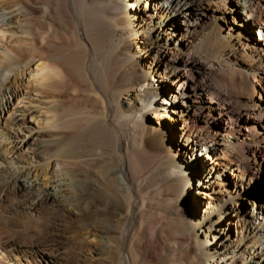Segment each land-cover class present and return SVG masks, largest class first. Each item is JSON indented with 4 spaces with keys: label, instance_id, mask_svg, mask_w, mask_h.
Masks as SVG:
<instances>
[{
    "label": "bare ground",
    "instance_id": "6f19581e",
    "mask_svg": "<svg viewBox=\"0 0 264 264\" xmlns=\"http://www.w3.org/2000/svg\"><path fill=\"white\" fill-rule=\"evenodd\" d=\"M139 1L0 0V264H264V0Z\"/></svg>",
    "mask_w": 264,
    "mask_h": 264
},
{
    "label": "rangeland",
    "instance_id": "374dc122",
    "mask_svg": "<svg viewBox=\"0 0 264 264\" xmlns=\"http://www.w3.org/2000/svg\"><path fill=\"white\" fill-rule=\"evenodd\" d=\"M135 4V3H133ZM133 4L132 3H129V8L132 10L133 8ZM135 8H139V10H144L146 8V1L145 0H140L136 7ZM149 11H152L149 9ZM133 12H137V11H133ZM244 18V17H243ZM180 27V26H179ZM178 27V25L174 26L173 29H171V34H170V37L172 38V36L174 34H172V32H178L180 31V28ZM146 35H148V33H150V31L148 29H146ZM160 34V33H159ZM162 33H161V38L164 40L165 38L162 37ZM142 37V36H141ZM132 40V38H131ZM174 41L175 43H177V41L179 42V39L178 37L174 38ZM247 42V45L249 46H252L254 44H256V40L253 38V36L251 35L250 38L248 39ZM254 42V43H253ZM36 97V95H35ZM172 101V102H171ZM155 104L156 105H162L165 107V114H164V120H167L169 121L170 117L171 118H177L179 119V116L176 115L175 113V107L176 105H174V102L173 100L171 99L170 95H166V96H159L156 100H155ZM30 106L29 105H24L23 102H15V104H13V106H11L9 110H12L11 112L15 113L17 111H19V109H22V108H27ZM8 117V116H7ZM29 125L30 126H33V128H38L39 127V123H37L34 119H31L29 118ZM147 121L149 123H152V122H157L156 119H154L152 117V114L151 115H148V118H147ZM177 124H181L180 121L179 123ZM246 133H248V131H245ZM20 135L23 137V138H26L27 136L29 137L28 133L27 132H22L20 131ZM33 136H30V141L33 140ZM232 141H236L237 140V137L235 135H231L229 137ZM216 142V138H205L203 140V144L207 145L208 147H214V144ZM27 153H31L30 150H26ZM206 151L205 149L201 150L199 148V146H196L194 145L190 150H189V158L196 162L197 164H200L201 161H204V155H205ZM192 165V164H191ZM199 181V182H198ZM202 183V182H201ZM193 190L191 193L187 194L183 199L184 201L187 203V205L189 206L190 210L193 212V213H196V214H199L201 215L202 212L206 209V206L205 205H202L200 204L197 199H200L201 197L196 195L197 192H202V191H205V189H203L202 187H198L199 184H200V180L199 179H195V181L193 182ZM195 187V188H194ZM199 188V190L197 189ZM261 194L262 196H264V177L263 179L261 178V180L259 179V181L257 182V184L253 185L252 187L248 188L246 191L243 192V194L241 196H237L236 198H234L233 202L235 201L236 204H240V205H243L245 207H248V201H247V197L249 195H253V194ZM243 199V200H242ZM246 201V202H245ZM240 202V203H239ZM233 214V213H232ZM232 214H230L232 216ZM257 218V219H256ZM252 221L255 222L257 225H259L262 229H264V212H260V211H255V218L251 217ZM248 220V219H247ZM229 222V221H228ZM226 221V225L224 226L227 233L229 232L230 235L233 237V238H236L237 237V231H236V227L234 225V223L231 221L228 223ZM231 226V229L230 227ZM235 231V232H234Z\"/></svg>",
    "mask_w": 264,
    "mask_h": 264
}]
</instances>
